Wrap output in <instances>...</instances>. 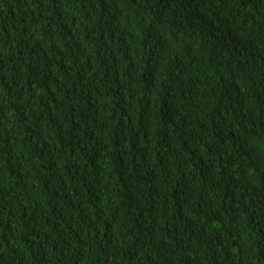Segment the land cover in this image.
Segmentation results:
<instances>
[{
  "label": "trees",
  "instance_id": "trees-1",
  "mask_svg": "<svg viewBox=\"0 0 264 264\" xmlns=\"http://www.w3.org/2000/svg\"><path fill=\"white\" fill-rule=\"evenodd\" d=\"M0 264H264V0H0Z\"/></svg>",
  "mask_w": 264,
  "mask_h": 264
}]
</instances>
